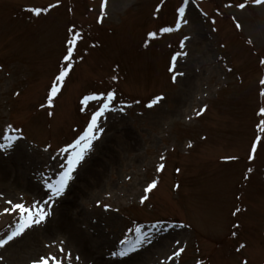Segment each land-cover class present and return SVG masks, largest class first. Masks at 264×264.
Wrapping results in <instances>:
<instances>
[{"label": "rangeland", "instance_id": "374dc122", "mask_svg": "<svg viewBox=\"0 0 264 264\" xmlns=\"http://www.w3.org/2000/svg\"><path fill=\"white\" fill-rule=\"evenodd\" d=\"M239 2L0 0V213L47 199L60 149L116 94L82 174L43 225L0 247V264H173L176 241L174 264H264V6ZM69 29L82 39L50 107ZM21 222L0 214V240ZM137 239L130 257L112 255Z\"/></svg>", "mask_w": 264, "mask_h": 264}, {"label": "snow or ice", "instance_id": "6c2138e0", "mask_svg": "<svg viewBox=\"0 0 264 264\" xmlns=\"http://www.w3.org/2000/svg\"><path fill=\"white\" fill-rule=\"evenodd\" d=\"M185 3H187V0H184ZM251 3H255L256 5L264 6V0H249V3L246 4L244 2H239L236 6L239 7L242 10L247 9ZM107 0H103L102 6H106ZM57 4L51 5L52 8L57 7ZM227 7H232V5H226ZM46 9L41 8H32L29 9L30 13H34L35 16L39 17L42 15V13ZM179 18L180 22L183 24H188L189 21L185 15V8L180 7L178 8ZM235 27L237 29H240L242 25L240 23H236ZM70 32H72V37L70 39H67V48H66V54L64 55L63 59L65 60V64L63 68L59 71L58 75L54 77V83L50 85V91L48 93L47 102L48 105L51 107L53 104L54 99L57 97L59 92L61 91V84L66 80V78L69 76L70 72V66L71 62L74 59V52H75V45L77 44L79 39H82V36H80L78 33L74 32L72 29H69ZM164 32H171V28H164ZM150 35L155 38L157 33L152 32ZM248 43H252L251 40L248 41ZM186 55V53H185ZM262 64H264V60L261 61ZM175 71V69H173ZM179 75H183V73H179ZM172 79L175 81L176 76L174 75ZM261 85H264V80L260 81ZM264 94V93H262ZM19 95V93H17ZM116 97L115 92H108L103 98L102 102L100 104V107L94 111L90 119L88 120L86 127L83 128V130L71 141L69 142L65 147L60 149V154H63V160L60 163L59 169L57 172L53 173V177H48V179L45 181V187L47 189L46 191V197L47 199L43 201H34L31 205L26 206L24 203L17 202L14 203L12 201H8L7 203L12 205L10 209H5V214L8 212H15L18 216L21 223L18 224L16 230L11 233V235H8L7 240H0V247H2L4 244H6L8 241L14 240L17 236L23 235V233L33 226H40L43 225L46 221L49 212L45 210V205H50L51 202H54L59 197L65 195L66 191L69 189V185L75 181V179L82 174L85 168L86 164V156L91 153L94 148L96 147L95 143L100 139V134L104 132V128L100 125V120L102 117H104L106 112L111 111L110 105H112V102L114 101ZM98 97L96 96H86L82 103H87L89 100H96ZM163 97L157 96L152 99V101L147 105V107L152 108L156 104H158ZM123 111V109H121ZM207 111V108L204 107L201 110H197V115H203L204 112ZM260 115L264 117V108H261L259 110ZM49 115H52L50 112ZM260 128L262 131H264V120L260 122ZM9 140H12V137H8ZM9 147L11 144L8 145ZM0 147H4L3 145H0ZM191 147V145H189ZM252 153L256 152V145L254 144L251 149ZM254 158V157H250ZM53 159H56V157H53ZM165 168L164 164H161L158 168V171L163 172ZM79 170V171H78ZM179 171V169H177ZM249 172L252 171L251 168L248 169ZM157 188V181H152L146 188V193H151L154 189ZM148 200V196L145 195L141 199V203ZM235 214V213H234ZM139 232L140 230L137 229ZM144 241H141L140 239H137V241L134 244L129 245L128 241L121 240L120 243L124 245H128L125 248H122L119 250V252H113L112 255H119L121 257H130L132 253L137 252L139 248L137 245L142 244ZM63 242H61L62 244ZM176 244L178 247H176L173 252L171 253L173 264L176 258L180 257V255L185 251L182 243L180 241H176ZM246 245L241 244L240 249H243ZM59 251L61 253H64L65 250L63 247H60ZM67 259H71V253L66 254ZM78 260L79 257H76ZM49 261L52 262V264H64V261L61 260L57 256H45L40 257L36 261L33 262V264H49ZM200 264H204L203 261L200 262ZM244 264H247L245 261Z\"/></svg>", "mask_w": 264, "mask_h": 264}]
</instances>
